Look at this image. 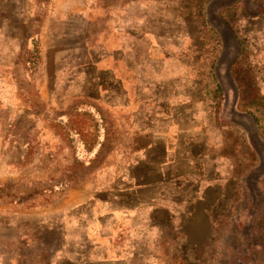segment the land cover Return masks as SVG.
<instances>
[{
    "label": "rangeland",
    "instance_id": "1",
    "mask_svg": "<svg viewBox=\"0 0 264 264\" xmlns=\"http://www.w3.org/2000/svg\"><path fill=\"white\" fill-rule=\"evenodd\" d=\"M62 8L80 12L55 34L21 27L14 64L1 71L8 81L0 83V204L53 213L73 191L101 186L140 145L129 129L136 108L173 89L150 73L170 61L212 102L237 180L212 212L207 240L189 244L158 211L152 248L145 234L131 245L140 244L141 264H264V0H63ZM135 59L142 74L132 70ZM4 222L0 235L15 233ZM67 225L77 236L89 231L101 257L117 246L93 218ZM24 232L47 236V260L60 245L59 231L41 220Z\"/></svg>",
    "mask_w": 264,
    "mask_h": 264
},
{
    "label": "crops",
    "instance_id": "2",
    "mask_svg": "<svg viewBox=\"0 0 264 264\" xmlns=\"http://www.w3.org/2000/svg\"><path fill=\"white\" fill-rule=\"evenodd\" d=\"M62 1L52 0L51 6L45 7L43 0H0L1 84L8 81L2 69L14 64L12 58L18 50L15 40L19 39L14 35L21 27H26L28 34H55L67 24L68 16L79 14L75 9L63 11ZM120 48L125 54L126 42H121ZM132 65L135 75L143 73L141 61L135 59ZM150 73L156 76L155 82L172 81L173 89L166 96L156 92L157 98L165 99H152L136 108L135 115L140 117H135L129 129L140 145L103 175L101 186L73 191L64 203L53 204V213L32 211L24 203L0 204V224L5 220L4 225L15 230L0 235V264H141V246L135 248L131 242L141 241L145 234V242L152 248L157 241L158 211L167 213L170 224L185 235L189 244H200L211 236L212 212L226 197L227 185L237 180L232 171V157L236 155L226 152L223 130L215 125L212 102L200 89L190 88L184 69L171 67L166 61L150 68ZM174 78L180 86H174ZM183 83H187L185 88ZM124 93L121 90L123 99ZM141 94L135 90V97ZM150 95L155 96L154 91ZM143 113L147 117H142ZM3 176L7 173L1 170ZM89 209L92 217L84 215L83 211ZM90 218L109 227L105 238L109 244L117 239V246H110L114 251L104 257L90 243L89 231L83 236L67 232L69 219L70 223H84ZM36 219L43 227L59 231L60 245L49 249L48 260L47 236L24 232ZM148 256H152L151 250Z\"/></svg>",
    "mask_w": 264,
    "mask_h": 264
}]
</instances>
